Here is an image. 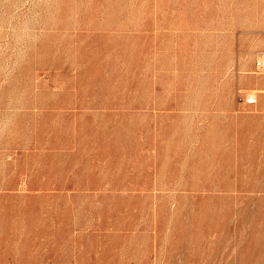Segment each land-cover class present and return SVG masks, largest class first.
Segmentation results:
<instances>
[{"label":"rangeland","instance_id":"obj_1","mask_svg":"<svg viewBox=\"0 0 264 264\" xmlns=\"http://www.w3.org/2000/svg\"><path fill=\"white\" fill-rule=\"evenodd\" d=\"M262 52L264 0H0V264H264Z\"/></svg>","mask_w":264,"mask_h":264},{"label":"built area","instance_id":"obj_2","mask_svg":"<svg viewBox=\"0 0 264 264\" xmlns=\"http://www.w3.org/2000/svg\"><path fill=\"white\" fill-rule=\"evenodd\" d=\"M255 66L257 69L259 70H264V52L260 53L257 57V59L255 60ZM257 103V98L250 96L247 99V104H256Z\"/></svg>","mask_w":264,"mask_h":264}]
</instances>
